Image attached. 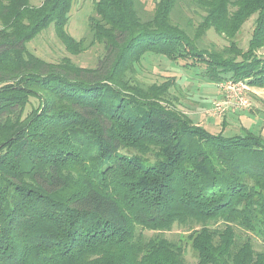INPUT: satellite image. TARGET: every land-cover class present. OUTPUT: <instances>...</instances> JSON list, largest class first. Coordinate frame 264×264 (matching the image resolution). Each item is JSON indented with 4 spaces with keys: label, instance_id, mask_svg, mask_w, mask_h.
<instances>
[{
    "label": "trees",
    "instance_id": "16d2710c",
    "mask_svg": "<svg viewBox=\"0 0 264 264\" xmlns=\"http://www.w3.org/2000/svg\"><path fill=\"white\" fill-rule=\"evenodd\" d=\"M31 1L0 0V264H186L162 236L174 225L191 231L195 264H264V142L208 133L175 106L174 81L136 77L152 55L264 89V0H157L148 14L96 0L79 41L74 0ZM185 4L204 13L192 33L173 20ZM50 25L72 55L101 45L95 67L31 54ZM210 29L228 46L201 48Z\"/></svg>",
    "mask_w": 264,
    "mask_h": 264
},
{
    "label": "rangeland",
    "instance_id": "374dc122",
    "mask_svg": "<svg viewBox=\"0 0 264 264\" xmlns=\"http://www.w3.org/2000/svg\"><path fill=\"white\" fill-rule=\"evenodd\" d=\"M42 0H32L31 4L38 6ZM96 0H74L70 10V18L67 24V32L76 41L87 37L88 19L92 15L93 2ZM145 14L151 13L153 4L157 0H139ZM180 5L177 8L174 22L183 28H188L192 33L196 25L201 21L204 13L193 5ZM255 16L246 20L235 36L234 42L245 51L250 41ZM88 42V39H87ZM199 46L208 51H221L228 46V41L223 36L214 33L212 29L198 42ZM27 50L36 57L49 62L57 63L63 58H69L80 67L93 68L97 60L102 56L103 49L99 44H92L77 55L68 53L55 35L54 28L50 25L37 37L26 45ZM264 55V51H259ZM137 80L144 85L160 84L167 80L175 82L171 95L174 96L175 106L185 113L194 124L203 127L210 134L222 133L231 137L239 134L243 129L258 135L264 142V89L251 88L242 95L249 101L248 109H241L235 104H224L222 112L215 111V104L223 103L226 93L220 85L224 82H210L202 76V71L186 70L180 64L170 62L163 57L146 56L136 66ZM191 233L188 228L174 225L171 231L163 232L162 236L172 242L185 247L184 259L186 264L196 263V254L192 251L187 240ZM155 232L146 233L154 236ZM253 238V237H252ZM257 249H264V245L258 239L253 238Z\"/></svg>",
    "mask_w": 264,
    "mask_h": 264
},
{
    "label": "built area",
    "instance_id": "2783aa9c",
    "mask_svg": "<svg viewBox=\"0 0 264 264\" xmlns=\"http://www.w3.org/2000/svg\"><path fill=\"white\" fill-rule=\"evenodd\" d=\"M220 87L226 93V98L223 103L215 104V111L222 112L224 104H235L241 109H248L250 107L249 101L242 95L243 91L248 90V86L242 82L224 81Z\"/></svg>",
    "mask_w": 264,
    "mask_h": 264
}]
</instances>
